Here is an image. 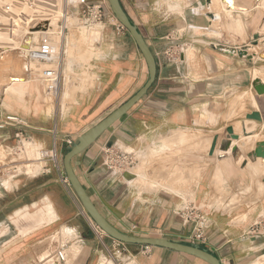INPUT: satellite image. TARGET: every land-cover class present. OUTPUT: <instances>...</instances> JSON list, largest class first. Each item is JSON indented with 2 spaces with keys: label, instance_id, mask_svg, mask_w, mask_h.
<instances>
[{
  "label": "crops",
  "instance_id": "obj_1",
  "mask_svg": "<svg viewBox=\"0 0 264 264\" xmlns=\"http://www.w3.org/2000/svg\"><path fill=\"white\" fill-rule=\"evenodd\" d=\"M90 1L105 4V22L96 29L76 31L87 36L84 46L69 43L72 52L80 46L93 55L87 62L88 58L80 64L76 58L69 62L74 73L61 76L59 92L62 80H71L72 91L66 89L57 109L45 108V96L51 99L58 94H48L41 77L40 82H31H36L32 90L27 84H9L17 80V71L0 78V120L15 116L24 124L0 130V164H5L0 168V211L9 210L0 220L4 232L0 234V264H48L53 257L52 264H103L107 256L119 264L120 257L115 256L119 249L132 261L129 264H208L159 247H151L148 254L145 246L126 244L123 249L106 234L98 235L69 182H64L63 158L69 150L65 140L75 143L148 80L147 63L134 40L111 22L108 0ZM208 1L120 0L155 56L157 78L129 112L73 159L72 167L98 211L119 231L186 243L192 226L181 213L194 206L208 212V243L203 248L221 264H264V161L254 156L256 144L264 142V95H257L253 88L254 80L264 83L260 74L255 75L264 72V60L219 51L220 47L250 51L253 43L264 39V0H235L247 13L234 12L243 25L239 36L243 43L220 40L219 36L227 34L221 28L224 22L236 26L226 16L220 24L216 12L208 9ZM126 4L131 5V14ZM92 31L98 35L95 42H91ZM258 49L262 52L264 47ZM240 93L250 95L245 110L236 103ZM254 111L261 114L262 123L246 120ZM245 121L255 124L261 136L250 157L238 163L236 147L232 156L216 155L233 141L226 138L227 128ZM18 130L31 140L24 152L15 150ZM215 136L219 140L210 156ZM165 138L169 141L163 144ZM109 148L131 158V166L124 170L108 167L105 151ZM52 149L57 150L60 162L49 173L34 159L39 150ZM15 166L23 168L10 170ZM4 170L9 172L4 174ZM9 196L13 201L1 206ZM50 204L56 219L47 224ZM62 228L73 234L69 246L63 237L61 241ZM58 252H63L64 262Z\"/></svg>",
  "mask_w": 264,
  "mask_h": 264
},
{
  "label": "water",
  "instance_id": "obj_2",
  "mask_svg": "<svg viewBox=\"0 0 264 264\" xmlns=\"http://www.w3.org/2000/svg\"><path fill=\"white\" fill-rule=\"evenodd\" d=\"M211 0L208 1L210 4ZM222 2H228L227 0H221ZM110 9L112 14L118 21V23L125 29L134 40L135 44L137 45L139 51L143 55L147 67H148V80L146 84L134 95L132 96L127 102H125L122 106H120L116 111H114L111 115H109L106 119L102 122L97 124L95 127L84 133L80 136L77 141L74 143L72 147L69 148L68 152L65 154L63 158V166L67 176V180L75 193L76 197L78 198L80 204L82 205L86 214L90 217L92 222L97 226L100 230H102L108 237L112 238L113 240L127 244V245H140V246H148V247H159L163 249H167L170 251L178 252L181 254L193 256L198 258L208 264H221L220 260L209 252L207 249L195 245V244H187L182 243L176 240H170L167 238H155V237H136L131 234H126L114 226H112L98 211L96 206L91 201L90 197L86 193L85 189L81 185L80 181L78 180L77 176L74 173L72 167L73 159L88 149L106 130H108L111 126H113L118 120H120L127 112H129L134 105H136L151 89L153 84L157 78V62L153 52L151 51L150 47L148 46L145 38L140 33L137 25L130 19L127 12L123 8L122 3L120 0H108ZM208 17H214L212 14H209ZM36 31H46L48 29V23L44 22L39 24L36 28ZM33 31V29H31ZM29 47V41L24 40L23 44L21 45L20 50H18V54L22 55V58L25 60L26 63L29 64L30 59L26 55V49ZM219 51L230 56H238L240 58H248L249 60H253L255 57H259L264 60V50L262 52L254 51L250 53L247 49H235V48H226L220 47ZM259 53V54H257ZM1 54V53H0ZM3 63V62H2ZM63 73V71H62ZM2 73L0 77H2ZM10 82V80H9ZM253 88L257 95L262 96L264 95V83L261 80H254ZM246 120L255 121L258 123L263 122V118L261 114L257 111L251 112L246 115ZM228 140L239 141L241 136L236 134L233 127H228L226 130ZM243 135L248 137L252 135L251 133L247 132L245 128V124H243ZM219 137L215 136L210 148L209 155L213 156L217 147ZM254 156L258 159H262L264 161V142H259L256 144V148L254 151ZM239 158V153L236 154V159Z\"/></svg>",
  "mask_w": 264,
  "mask_h": 264
},
{
  "label": "built area",
  "instance_id": "obj_3",
  "mask_svg": "<svg viewBox=\"0 0 264 264\" xmlns=\"http://www.w3.org/2000/svg\"><path fill=\"white\" fill-rule=\"evenodd\" d=\"M23 2L24 9L19 11L16 16H11L12 7L8 4H3V16H0V30H7L12 32V29L17 26L15 22H20L22 25L27 26L26 31H30V25H33L32 19L25 14V10H34L37 6L38 0H19ZM67 9V10H66ZM10 15V16H9ZM113 16V19L116 18ZM32 17V16H31ZM105 4L94 3L90 0H67L65 3V12L63 14V20L65 27L64 34L68 31L67 19H76L77 24L84 29H96L103 26L105 22ZM117 21V20H116ZM32 23V24H31ZM44 23V22H43ZM42 24V23H41ZM39 25V24H38ZM37 27V26H36ZM118 28L123 29V27L118 23ZM24 37L19 41V47L23 44ZM26 55L29 57L30 61L39 62L46 65L47 67L42 71L41 79L44 81L46 86V91L48 94L55 95L58 94L60 89V82L62 76L61 63L59 61L60 55V45L58 42L42 38L40 39L36 46L30 50H26ZM10 124H15L16 126H24L23 122L15 116H5L0 120V130L6 129ZM16 148L17 152H24L31 146V140L27 138L22 130H18L15 133ZM65 144L70 148L74 145V140L67 138ZM38 154V155H37ZM34 159L45 172H51V167L55 168L59 166V154L56 149L52 150H39ZM106 155V165L111 169L124 170L131 166V158L120 154L110 148L105 151ZM5 167V164H0V168ZM22 168L15 166L10 168V170L19 171ZM9 171L4 170V174ZM64 182L68 184V180L64 179ZM208 212H204L200 208L192 206L191 208L184 210L181 213L183 220L191 224V231L187 238V244H195L204 247L208 243L207 230L209 228V218ZM95 231L98 235H104L105 233L95 226ZM119 246L124 249L126 244L118 242ZM144 252L149 253L151 247L145 246ZM123 250L119 249L115 252L116 257L123 255ZM58 258L60 261L64 262L65 257L63 252H58Z\"/></svg>",
  "mask_w": 264,
  "mask_h": 264
},
{
  "label": "rangeland",
  "instance_id": "obj_4",
  "mask_svg": "<svg viewBox=\"0 0 264 264\" xmlns=\"http://www.w3.org/2000/svg\"><path fill=\"white\" fill-rule=\"evenodd\" d=\"M9 2V3H8ZM65 3H67V0H38V2H37V6H36V8H34V10H25V11H23L25 14H27V16H28V18L30 17L31 19H32V22H33V25H30V29H33V27L36 25V23H42V20H44V19H50V23H54V27L56 28V31H55V36H56V38H57V41L56 42H58L59 43V45H60V55H59V61H60V63H61V70L63 71V73H62V79H64L65 77H67L68 76V74H73L74 72L72 71V69H71V65L69 64V62H72V58H76V63L78 64H80V62H84V60H85V57H81L80 58V53H78V57L79 58H77V57H75V51L74 52H72L71 51V49L70 48H72V47H69V45L68 46H65L64 47V43L66 44H68V39L66 40V41H64V39L63 38H65V37H69L70 38V36L73 34V32L75 31H77V30H79V28H80V26L78 25L77 27H75V25L74 24H72L70 21L67 23V26H68V31H66V33L64 34V32H63V30H64V28L63 27H65V25H64V20H63V14H64V12H65ZM4 4H8V5H10L11 7H12V12L10 13L11 14V16H16L18 13H19V11H22V9H24V4H23V2H20L19 0H6V2L4 3ZM2 6H3V3H1L0 4V16L2 17L3 16V14H4V12H3V9H2ZM126 6L128 7V11H129V13L131 14V5L129 4V5H127L126 4ZM108 7H109V10H110V12H111V14H112V11H111V9H110V6H109V3H108ZM67 10V9H66ZM220 12H222V9L221 10H219ZM113 15V14H112ZM10 16V15H9ZM32 16V17H31ZM222 16H225V12H224V14H222ZM233 16H234V14H232V16H228V15H226V17H229L230 19H232V20H234V23H235V26L236 27H232L231 25H226L225 24V22L221 25V28H222V31L223 32H225V33H227L226 34V36H219V38H220V40L222 41V40H224V41H233L234 43H237V42H244V40H242V39H240V35H241V33H242V31H243V25H241L242 23L240 22V19H239V17L238 18H236V19H238V20H236V19H234L233 18ZM73 20V22H74V19H72ZM218 21L220 22V24H221V22H222V18L220 17V16H218ZM111 22L113 23V26H114V28H117L118 27V21H116V19L114 20L113 19V16H111ZM15 24L17 25V26H15V28H13L12 29V32H8L7 30H3V29H1L0 30V38H1V42L0 43H4V44H6V43H13V44H17V46H19V41H20V39L21 38H23L24 37V39L26 38L25 36H27V33H29L30 31H26V29H27V26H24V25H22L20 22H15ZM32 24V23H31ZM61 29H63V30H61ZM263 36H262V38H264V26H263ZM57 31H59V32H57ZM57 32V33H56ZM72 33V34H71ZM83 34H84V32H82ZM229 33V34H228ZM81 34V33H80ZM85 35V34H84ZM43 37V36H42ZM67 37V38H68ZM229 37V38H228ZM77 38H78V35H77ZM218 38V37H217ZM54 40H56V39H54ZM91 42H95V40L94 39H92L91 40ZM69 43H71V42H69ZM79 43H81V41H79ZM258 43H260V45L259 46H257L258 45ZM66 44V45H67ZM81 45V44H80ZM79 47V46H78ZM258 47H261V48H263L264 47V39L263 40H261L260 42H255V43H253L252 44V46H250L249 47V49H250V53H253L254 51H257V52H261L260 51V49H258ZM81 48V47H80ZM68 49V50H67ZM67 50V51H66ZM180 50V49H179ZM69 51V52H68ZM68 52V53H67ZM80 52V51H79ZM14 53H17L16 51L14 52ZM69 53H71V56L70 55H68ZM224 54V53H223ZM257 54H259V53H257ZM74 56V57H73ZM82 56V55H81ZM5 57V55L3 56V58ZM7 57V59H10L9 60V62H7V63H5L4 64V67L2 66V67H0V72L2 73V74H4V75H6L7 74V72L8 73H10L11 74V70H9L8 68H9V66H10V64H11V60L13 59V58H9V56L7 55L6 56ZM15 57H16V55H15ZM257 58V60H259V59H261V58H259L258 56L257 57H255V59ZM89 60V58L86 60V62ZM261 60H263V59H261ZM1 63V62H0ZM3 64V63H2ZM47 66L45 65L44 66V64H43V66L41 65V70L43 69V68H46ZM244 68H247V67H244ZM263 70H259V71H256L255 72V75H259L260 74V76L264 79V72H262ZM15 72V71H14ZM0 73V74H1ZM15 74H17V72H15ZM21 75V74H20ZM17 76H19L18 74H17ZM0 78H2V77H0ZM74 78V77H73ZM34 82V81H33ZM39 82H40V80H39ZM10 83H11V81H10ZM35 86H36V82L35 83H31V85L30 86H28V89H34L35 88ZM72 86H73V83L71 82V80H69L68 82H66V83H63V80H62V86H61V90H60V92L58 93V95L56 96V97H53V98H51V99H49L48 97H46L45 96V108H53V106H55L56 107V109L58 108V106H59V103H62L63 102V99H62V96H63V94L65 93V91H66V89H67V91H72ZM68 87V88H67ZM66 97L67 98H70V95H66ZM245 107V106H244ZM51 110V109H50ZM241 110H245V108H243V107H241ZM233 113V112H232ZM208 118H209V120L211 121V122H213L212 121V116L210 115V116H207ZM246 122V121H245ZM244 122V124H245V128H246V130H247V132H250V133H253V132H256V131H254V130H250L249 131V129L246 127V123ZM242 125L243 124H240V123H238L234 128H235V133L236 134H241L242 133V129H243V127H242ZM238 127H241V128H238ZM239 129V130H238ZM254 135H255V138L253 139V140H251L249 143H247V147H245V146H240V147H238V150H239V158L237 159V162L238 163H241V162H243V160H245L246 159V157H250V153L253 151V149H254V147H255V144H256V142H258L259 141V139H260V135H258V133L256 132V133H254ZM209 144L211 143L210 142V140H209V142H208ZM246 144V143H245ZM246 150V151H245ZM218 151H216V153H217ZM232 156V155H231ZM252 157V156H251ZM59 162H60V156H59ZM221 175H222V173H219V178H221ZM221 180V179H220ZM257 181V180H256ZM17 194V193H16ZM14 196V195H13ZM243 196H240V197H238L239 198V200H241L240 198H242ZM13 197L12 196H9L8 198H5L3 201L5 202H3V204L4 205H1V206H5L6 205V203H11L12 201H13V199H12ZM237 197H236V199H238ZM7 214H9V210L8 211H5V210H3V211H0V220H2V219H4V217H5V215H7ZM55 221V220H54ZM54 221H51V223L52 222H54ZM47 224H50V221H48V223ZM46 226V225H45ZM66 229H68V228H62V231H61V233L63 234L62 236H61V241L63 242V240H62V237H63V239H65L64 240V243H65V245H70L67 241L68 240H72V238H74V237H71V239L70 238H67L66 237ZM1 233H4L3 232V229L2 230H0V234ZM61 242V243H62ZM68 243V244H67ZM54 261H55V258L53 257V258H50V259H48V264H52V263H54ZM120 263L119 264H128V263H131L132 261H130V260H127V258H126V256H124V255H122V256H120ZM41 264H43V263H41ZM103 264H116L115 262H114V260L112 259V257L110 256H107L106 257V260L103 262ZM253 264H261V262H256V263H253Z\"/></svg>",
  "mask_w": 264,
  "mask_h": 264
},
{
  "label": "bare ground",
  "instance_id": "obj_5",
  "mask_svg": "<svg viewBox=\"0 0 264 264\" xmlns=\"http://www.w3.org/2000/svg\"><path fill=\"white\" fill-rule=\"evenodd\" d=\"M4 0H0V4L3 2ZM228 2H222L221 0H211L210 2V4H208V9L211 11H214V12H216V14H217V16H220V17H222V14H224V12H225V16L226 15H228V16H232V14H234V12H245L246 10L244 9V8H241L240 6H238V5H236V3H235V0H227ZM255 1V0H254ZM257 1V0H256ZM9 3V2H8ZM253 4H255V3H253ZM256 5V4H255ZM3 7V6H2ZM222 9V12H220L219 10H221ZM209 11V12H210ZM249 12V11H248ZM245 14H247L246 12H245ZM259 15V14H258ZM260 17V16H259ZM233 18L234 19H236V17L235 16H233ZM236 20H238V19H236ZM260 20V19H259ZM71 22L72 24H74L75 25V27H77L78 25H77V20L76 19H74V22H73V20L72 19H67V23L68 22ZM43 22H47L48 23V29L46 30V31H36L34 28H36V26H38V24H41V23H36V25L33 27V31H30L29 33H27V36H25L26 38H25V40H28L29 41V47H27V51L28 50H30L31 48L33 49L35 46H36V44H37V42L40 40V39H42V38H47V39H52V40H54V39H56V40H54V41H57V38H56V36H55V31H56V28L54 27V23H50V19H44V20H42V23ZM69 24V23H68ZM57 32H59V31H57ZM56 32V33H57ZM95 32V31H94ZM93 31H92V33H91V40L92 39H97V37L96 36H98V35H96L95 36V33H94ZM72 34V33H71ZM77 35H78V38H77ZM80 35V36H79ZM83 35V34H82ZM94 35V36H93ZM100 35V34H99ZM43 36V37H42ZM92 36H93V38H92ZM68 37V36H67ZM65 37V38H63L64 39V41H66L67 39H68V44L66 45L65 43H64V47L65 46H68L69 45V42H73V43H77V45H78V42L79 41H81V43H79V45L81 44V45H83V37H87V36H85V35H83V37L81 36V34H78L77 32H73V34L70 36V38L68 37ZM86 39V38H85ZM83 41V42H82ZM0 42H1V38H0ZM14 43V42H13ZM13 43H6V44H2V43H0V67H4V64L5 63H7V62H9V60L10 59H7V55L9 56V58L11 57V58H13L10 62H11V64H10V66H9V70H11V71H17V74L19 75V74H21V76H25V78H23V77H21V76H18V78H16L17 80H14V81H12L11 83H9V84H14V83H20V84H27V86H30L31 85V82L32 81H39L40 80V77H41V75H42V71L45 69V68H43L42 70H41V65L43 66V64H41V63H39V62H34V61H30L29 62V64L28 63H26L25 62V60L22 58V55H19L18 53V50H20V47L19 46H17V44L15 45V44H13ZM85 43H88L87 41L86 42H84V44ZM80 45V46H81ZM87 45H89V44H87ZM69 46H71V45H69ZM80 46L78 47V48H76V51H75V57H77V58H79L78 56L80 55V58L81 57H85V58H88V57H91L93 54H91V55H89V54H87V51L86 50H83V48H80ZM84 46V45H83ZM90 47V46H89ZM86 48V47H85ZM70 49H72V48H70ZM74 49V48H73ZM72 49V50H73ZM68 50V49H67ZM66 50V51H67ZM17 52V53H14V52ZM80 51V52H79ZM69 52V51H68ZM67 52V53H68ZM78 53H80L79 55H78ZM5 55V57L3 58V56ZM15 55H16V57H15ZM68 55H70L71 56V53H69ZM74 57V56H73ZM2 62H3V64H2ZM45 66V65H44ZM1 70V69H0ZM1 73V72H0ZM8 73V72H7ZM264 77V76H263ZM263 81V80H262ZM4 86V85H3ZM6 86V85H5ZM76 87V86H75ZM250 98V95L249 94H247V93H240L238 96H237V98H236V103L239 105V106H241V107H243L244 108V106H245V102H246V100H248ZM253 104L255 105V102H253ZM233 107V106H232ZM236 107L234 106L233 107V109H235ZM234 113V112H233ZM212 121H214V117L212 116ZM246 123V127L249 129V131L250 130H254V131H256L257 132V126L255 125V124H250V121H246L245 122ZM242 127H243V125H242ZM238 128H241V127H238ZM239 130V129H238ZM243 130V129H242ZM173 131V130H172ZM183 132V131H182ZM189 132V131H188ZM256 132H253V133H251L252 135H250V136H248V137H245L244 135H243V131H242V133L241 134H239L240 136H241V138H240V140L239 141H232L230 144H228V146H227V148H226V150H223V151H225V152H223L222 150V152L221 151H219V150H217L218 152L216 153V155H218V154H223V155H226V154H228V155H231V152H232V149L233 148H238V147H240V146H245V147H247V143H249L251 140H253L254 138H255V135H254V133H256ZM175 133V132H174ZM187 133V132H186ZM250 133V132H249ZM258 133V132H257ZM177 135V134H176ZM188 135H190V134H188ZM185 136V135H184ZM162 137V136H161ZM191 137V136H190ZM192 138V137H191ZM153 139V138H152ZM162 139V138H161ZM166 139V138H165ZM170 140H171V138H169ZM176 139H177V137H176ZM183 139H185V138H183ZM187 140V139H186ZM158 141V140H157ZM157 141H155V142H157ZM164 141L166 142V141H169V140H163V144H164ZM154 142V141H153ZM173 142V141H172ZM171 142V143H172ZM181 142L183 143V140H181ZM181 142H180V144H181ZM174 143H176V142H174ZM178 143V142H177ZM246 143V144H245ZM170 144V143H169ZM154 145V144H153ZM160 145H162V144H160ZM182 145V144H181ZM180 145V146H181ZM170 146V145H169ZM168 146V147H169ZM154 147V146H153ZM157 147V146H156ZM167 147V146H166ZM167 147V148H168ZM171 147H173V145L171 146ZM225 147V146H224ZM158 148V147H157ZM30 149V148H29ZM36 149V148H35ZM180 149V148H179ZM159 150H161V149H159ZM164 150V149H163ZM184 150V149H183ZM158 151V150H157ZM246 151V150H245ZM171 152V151H170ZM159 153H161V152H159ZM158 153V154H159ZM175 153V152H174ZM157 154V155H158ZM171 154V153H170ZM173 154V153H172ZM176 154H179V153H176ZM173 156H175V155H173ZM172 160V159H171ZM258 160H261V159H258ZM261 162V161H260ZM263 162V161H262ZM221 163V162H220ZM262 164V163H261ZM224 165V164H223ZM25 166H28V165H25ZM214 166V165H213ZM32 167V166H31ZM30 167V168H31ZM23 168V167H22ZM29 168V169H30ZM204 168V167H203ZM38 169V168H37ZM37 169H35V170H32V172H37ZM203 170V169H202ZM189 171V170H188ZM31 172V173H32ZM28 173H29V171H28ZM138 174V173H137ZM179 177H181V176H179ZM184 177H186V176H184ZM181 178H183V177H181ZM220 179V178H219ZM136 183H138V182H136ZM142 185V184H141ZM141 185H140V187H141ZM172 185V184H171ZM144 186V185H143ZM168 186H169V184H168ZM173 187V186H172ZM168 188V187H167ZM170 188V187H169ZM171 189V188H170ZM169 189V190H170ZM141 190H143L142 188H141ZM172 190V189H171ZM176 190V189H175ZM171 192V191H170ZM182 193H184V192H182ZM174 194V193H173ZM181 196H183V195H181ZM215 203V202H214ZM217 203V202H216ZM215 203V204H216ZM223 203V202H222ZM218 205V204H217ZM224 205V204H223ZM221 208V207H220ZM225 208V207H224ZM47 212H48V221H50V223H51V221H54L55 219H56V216H55V214H54V210H53V207L51 206V204H50V207H48L47 206ZM225 210H226V208H225ZM229 210V209H228ZM66 237L67 238H71V237H73V234H72V232L70 231V230H66ZM63 235V234H62ZM129 264V263H128Z\"/></svg>",
  "mask_w": 264,
  "mask_h": 264
}]
</instances>
